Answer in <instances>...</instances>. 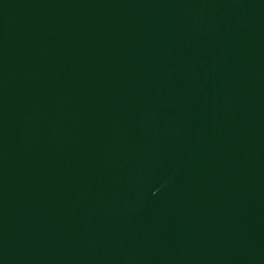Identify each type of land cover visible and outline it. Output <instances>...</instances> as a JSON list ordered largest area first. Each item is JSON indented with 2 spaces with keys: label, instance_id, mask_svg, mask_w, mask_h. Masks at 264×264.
Wrapping results in <instances>:
<instances>
[{
  "label": "water",
  "instance_id": "water-1",
  "mask_svg": "<svg viewBox=\"0 0 264 264\" xmlns=\"http://www.w3.org/2000/svg\"><path fill=\"white\" fill-rule=\"evenodd\" d=\"M0 264H264V0H0Z\"/></svg>",
  "mask_w": 264,
  "mask_h": 264
}]
</instances>
